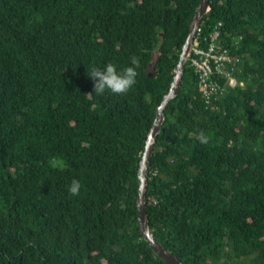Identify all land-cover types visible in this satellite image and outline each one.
Returning <instances> with one entry per match:
<instances>
[{
	"label": "trees",
	"instance_id": "16d2710c",
	"mask_svg": "<svg viewBox=\"0 0 264 264\" xmlns=\"http://www.w3.org/2000/svg\"><path fill=\"white\" fill-rule=\"evenodd\" d=\"M209 3L202 37L222 22L236 85L217 77L206 104L187 60L148 166L150 224L187 264H264V0ZM200 4L0 0V264H164L138 227V164ZM105 63L136 83L94 94Z\"/></svg>",
	"mask_w": 264,
	"mask_h": 264
},
{
	"label": "water",
	"instance_id": "95a60500",
	"mask_svg": "<svg viewBox=\"0 0 264 264\" xmlns=\"http://www.w3.org/2000/svg\"><path fill=\"white\" fill-rule=\"evenodd\" d=\"M210 10L209 0H201V4L194 20L191 24L190 33L183 45L182 52L178 64L174 69V77L168 93L165 94L163 101L156 107L155 117L150 130L147 133L144 150L138 164V196H137V220L140 234L149 244L152 251L164 264H187L175 256L172 252L167 251L164 246L157 240L152 231L150 218L148 213V177L149 163L154 152L157 137L161 131L162 124L165 121L164 110L169 101L179 95L183 82V75L188 56L191 53V46L196 35L197 28L201 24L203 18ZM149 76H152L150 74Z\"/></svg>",
	"mask_w": 264,
	"mask_h": 264
},
{
	"label": "built area",
	"instance_id": "2783aa9c",
	"mask_svg": "<svg viewBox=\"0 0 264 264\" xmlns=\"http://www.w3.org/2000/svg\"><path fill=\"white\" fill-rule=\"evenodd\" d=\"M222 22H219L209 37H202L201 24L197 28L196 35L188 56L190 65L194 68L199 79V91L206 104L222 95L225 87L217 80V77H227L228 84L236 85L230 75L232 54L222 33ZM203 43L205 45H203Z\"/></svg>",
	"mask_w": 264,
	"mask_h": 264
},
{
	"label": "clouds",
	"instance_id": "9594fccd",
	"mask_svg": "<svg viewBox=\"0 0 264 264\" xmlns=\"http://www.w3.org/2000/svg\"><path fill=\"white\" fill-rule=\"evenodd\" d=\"M135 58L131 65H136ZM88 76L93 81V93L103 95L106 91L113 94L126 93L136 83V68L125 66L118 69L113 63H105L102 67L92 65L87 71ZM197 139L200 143H208V136L203 131L199 132ZM80 189V181L73 179L68 187L72 195H77Z\"/></svg>",
	"mask_w": 264,
	"mask_h": 264
}]
</instances>
